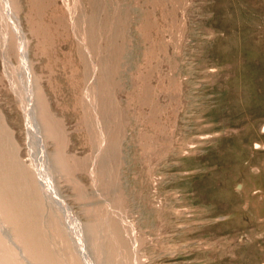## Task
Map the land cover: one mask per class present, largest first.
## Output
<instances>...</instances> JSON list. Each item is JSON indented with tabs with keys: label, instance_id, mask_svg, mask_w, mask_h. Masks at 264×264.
Returning a JSON list of instances; mask_svg holds the SVG:
<instances>
[{
	"label": "rangeland",
	"instance_id": "obj_1",
	"mask_svg": "<svg viewBox=\"0 0 264 264\" xmlns=\"http://www.w3.org/2000/svg\"><path fill=\"white\" fill-rule=\"evenodd\" d=\"M0 264H264V0H0Z\"/></svg>",
	"mask_w": 264,
	"mask_h": 264
}]
</instances>
